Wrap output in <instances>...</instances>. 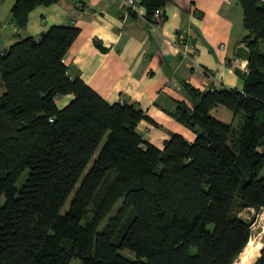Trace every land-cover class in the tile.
Here are the masks:
<instances>
[{"label": "trees", "instance_id": "obj_1", "mask_svg": "<svg viewBox=\"0 0 264 264\" xmlns=\"http://www.w3.org/2000/svg\"><path fill=\"white\" fill-rule=\"evenodd\" d=\"M55 1L14 0L10 18L24 26ZM167 1L141 4L153 19ZM238 1L250 51L242 87L186 83L192 104L176 100L169 113L191 140L172 131L156 145L137 128L141 107L71 76L76 25L51 24L0 51V264L235 262L252 235L235 206L264 211V0ZM218 105L231 120L212 113ZM251 264H264V239Z\"/></svg>", "mask_w": 264, "mask_h": 264}, {"label": "crops", "instance_id": "obj_2", "mask_svg": "<svg viewBox=\"0 0 264 264\" xmlns=\"http://www.w3.org/2000/svg\"><path fill=\"white\" fill-rule=\"evenodd\" d=\"M13 2L0 0V51L21 37L38 36L54 23L78 26L64 55L68 73L82 77L110 102L141 107L148 118L137 128L156 145L172 131L194 137L169 113L176 100L192 104L186 83L200 90L210 85L242 87L238 71L244 72L248 59L235 52L246 33L238 0H168L160 7L161 19L155 14L150 19L142 4L132 10L122 0H57L36 5L24 26L10 18ZM71 96L58 95L57 101L64 104ZM221 106L212 113L232 118Z\"/></svg>", "mask_w": 264, "mask_h": 264}, {"label": "rangeland", "instance_id": "obj_3", "mask_svg": "<svg viewBox=\"0 0 264 264\" xmlns=\"http://www.w3.org/2000/svg\"><path fill=\"white\" fill-rule=\"evenodd\" d=\"M260 50L262 52H264V40L260 41ZM58 103H60V102H58ZM221 107H223L224 109L229 111L225 106L222 105ZM219 110H220V108H219ZM219 110L216 111V114H219ZM222 119L229 121L232 118L231 117L222 116ZM68 202H69V199L65 203V205L63 207L64 209L67 207ZM119 203H120V200L117 201V203L114 205V207L109 211L108 215L112 214L115 211V208L117 207V205ZM235 211L240 216H242V217H244V218H246V219L251 221V228H252L251 239L253 240V242H256V241L263 242V239H264V211L262 209H255L254 207H247V206L246 207H241L239 205L235 206ZM107 216L101 222L100 227L103 226ZM123 251L126 252L127 254L133 255V253L128 251L127 249H124ZM246 252H247V246L245 247V250L242 252L241 257L239 255L233 264H242L243 263V258L245 256ZM257 252H258V249L256 248V251H255L256 256L258 255ZM256 258H254V260ZM69 264H82V262L78 258H73V259H71Z\"/></svg>", "mask_w": 264, "mask_h": 264}, {"label": "built area", "instance_id": "obj_4", "mask_svg": "<svg viewBox=\"0 0 264 264\" xmlns=\"http://www.w3.org/2000/svg\"><path fill=\"white\" fill-rule=\"evenodd\" d=\"M122 2H123V4H124L125 7H128V8H130V9H132V10L137 9L138 6L141 5V0H122ZM154 14H155L156 16H158L160 19L163 18V16H164L160 7L156 8V9L154 10ZM178 37H179V39L184 40L185 35L182 34V33H179V34H178ZM188 49H189V47H188V45H187V47H186L185 50H184V54H185V55H188V52H187ZM204 72L210 74V71H209L208 69H204ZM212 86H213V85H210L209 87H212Z\"/></svg>", "mask_w": 264, "mask_h": 264}, {"label": "bare ground", "instance_id": "obj_5", "mask_svg": "<svg viewBox=\"0 0 264 264\" xmlns=\"http://www.w3.org/2000/svg\"><path fill=\"white\" fill-rule=\"evenodd\" d=\"M262 245H263L262 242H260V241L253 242V240L250 239V241L248 242V245H247V252L245 253V256L243 258V263L242 264H250V263H252L254 258H256L259 255L260 248L262 247ZM255 247L258 249V252H257L258 255L257 256H256V253H255V251H256ZM244 250H245V248H244ZM241 254H240V257H241Z\"/></svg>", "mask_w": 264, "mask_h": 264}, {"label": "water", "instance_id": "obj_6", "mask_svg": "<svg viewBox=\"0 0 264 264\" xmlns=\"http://www.w3.org/2000/svg\"><path fill=\"white\" fill-rule=\"evenodd\" d=\"M236 54L244 59H249L250 57V51L249 49L245 46V44H239L235 48ZM263 243V242H262ZM251 264V263H250Z\"/></svg>", "mask_w": 264, "mask_h": 264}]
</instances>
